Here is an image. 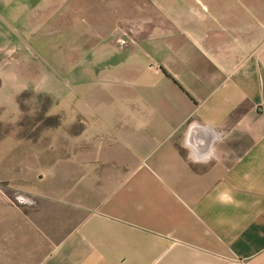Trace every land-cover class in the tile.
<instances>
[{
    "label": "crops",
    "instance_id": "0c3cea01",
    "mask_svg": "<svg viewBox=\"0 0 264 264\" xmlns=\"http://www.w3.org/2000/svg\"><path fill=\"white\" fill-rule=\"evenodd\" d=\"M160 2L170 26H89L55 62L76 129L33 205L0 201V264H264V0ZM132 7L0 0V26Z\"/></svg>",
    "mask_w": 264,
    "mask_h": 264
},
{
    "label": "rangeland",
    "instance_id": "374dc122",
    "mask_svg": "<svg viewBox=\"0 0 264 264\" xmlns=\"http://www.w3.org/2000/svg\"><path fill=\"white\" fill-rule=\"evenodd\" d=\"M132 2L131 12L70 16L72 28L66 36L60 31L46 36L49 26H0V72L6 76L0 79V201L33 205V196L45 183L36 179L41 172L38 167L45 166V153L59 154L70 146L67 133L76 129V122L70 123L75 121L76 98L71 93L75 88L66 95L68 90L60 83L61 73L55 62L76 55L77 42L82 40L78 38L80 29L88 42L93 38L88 34L89 26H170L157 9L162 8L160 0ZM186 3L191 5L192 0H174L183 11L177 17H188ZM143 6L147 15L140 14ZM177 17L170 15L171 19ZM179 21L185 25L183 18ZM114 33L115 39L132 40L124 28L116 27Z\"/></svg>",
    "mask_w": 264,
    "mask_h": 264
},
{
    "label": "built area",
    "instance_id": "2783aa9c",
    "mask_svg": "<svg viewBox=\"0 0 264 264\" xmlns=\"http://www.w3.org/2000/svg\"><path fill=\"white\" fill-rule=\"evenodd\" d=\"M131 42V41H130ZM117 43L119 44V45H122L123 44V40L122 39H118L117 40Z\"/></svg>",
    "mask_w": 264,
    "mask_h": 264
}]
</instances>
